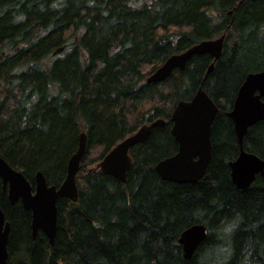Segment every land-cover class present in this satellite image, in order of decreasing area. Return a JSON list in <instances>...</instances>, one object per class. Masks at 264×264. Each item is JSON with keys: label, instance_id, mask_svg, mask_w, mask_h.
<instances>
[{"label": "trees", "instance_id": "obj_1", "mask_svg": "<svg viewBox=\"0 0 264 264\" xmlns=\"http://www.w3.org/2000/svg\"><path fill=\"white\" fill-rule=\"evenodd\" d=\"M222 33L211 71V56L194 54L146 82L170 54ZM263 69L264 0H0V156L32 185L37 171L58 185L86 136L78 195L57 200L53 244L41 231L32 239L30 211L10 204L0 183L7 264H215L225 250V264H242L248 242L264 264V181L233 184L239 146L227 115L247 73ZM199 86L218 107L201 179L176 183L155 171L177 150L170 122L130 148L124 182L87 171L141 123L169 120ZM243 149L264 160V120L248 128ZM236 212L243 220L228 232ZM195 223L206 237L184 258L178 239Z\"/></svg>", "mask_w": 264, "mask_h": 264}, {"label": "water", "instance_id": "obj_2", "mask_svg": "<svg viewBox=\"0 0 264 264\" xmlns=\"http://www.w3.org/2000/svg\"><path fill=\"white\" fill-rule=\"evenodd\" d=\"M224 37L225 34L222 33L218 37L201 40L181 52L170 54L146 77V82H161L175 69L182 70L194 54L210 55L212 62L208 70H211L222 53ZM62 48H57L54 53ZM217 110L216 103L200 86L189 100H179L176 103L169 120L157 118L142 124L117 142L98 161L95 169L124 182L131 163L130 148L143 143L155 127L171 122V134L177 142V152L171 157L159 160L154 169L164 180L176 183L196 182L203 177L211 158V125ZM227 115L232 120L240 147L236 158L229 162L230 177L236 187L245 189L257 174L264 181V160L241 147L248 128L264 120V69L247 73L236 91ZM85 147L86 136L81 132L77 148L67 160L65 176L58 185L49 184L44 174L37 171L32 187L20 170L13 168L0 157L2 191H6L7 185L9 202L13 204L20 200L22 206L30 211L33 237L41 231L51 244L54 242L58 219L57 200L66 197L74 201L77 198L76 174ZM9 234L10 223L6 220L0 203V264H7ZM205 237L206 228L201 223L185 228L178 239L184 258H190Z\"/></svg>", "mask_w": 264, "mask_h": 264}, {"label": "clouds", "instance_id": "obj_3", "mask_svg": "<svg viewBox=\"0 0 264 264\" xmlns=\"http://www.w3.org/2000/svg\"><path fill=\"white\" fill-rule=\"evenodd\" d=\"M243 220V216L239 213H235V219L232 220L227 228L228 232H231L236 227L239 226L241 221ZM256 247L254 244L248 242L245 245V249L243 252L242 264H260V261L257 259ZM229 258V253L225 250V254L218 257L215 264H225V261Z\"/></svg>", "mask_w": 264, "mask_h": 264}, {"label": "bare ground", "instance_id": "obj_4", "mask_svg": "<svg viewBox=\"0 0 264 264\" xmlns=\"http://www.w3.org/2000/svg\"><path fill=\"white\" fill-rule=\"evenodd\" d=\"M61 50H62V49H61ZM61 50H60V51H61ZM60 51H59V52H60ZM59 52H56V53L53 52V55H54V54H57V53H59ZM210 64H211V63H210ZM213 65H214V64H213ZM212 68H213V67H212ZM211 70H212V69H211ZM211 70H207V72H209V71H211ZM199 87H200V86H199ZM199 87H198V88H199ZM196 91H197V90H196ZM161 119H162V118H161ZM164 120H165V119H164ZM170 123H171V122H170ZM82 132H83V131H82ZM246 133H247V132H246ZM78 136H79V135H78ZM244 136H245V135H244ZM146 139H147V138H146ZM177 146H178V145H177ZM238 146H239V144H238ZM241 147H242V150H244V149H243V140H242V146H241ZM177 148H178V147H177ZM239 151H240V147H239ZM244 151H246V150H244ZM176 152H177V150H176ZM176 152H175L174 154H176ZM246 152H248V151H246ZM249 153H251V152H249ZM83 154H84V153H83ZM174 154H173V155H174ZM252 154H253V153H252ZM173 155H171V156H173ZM254 155H255V154H254ZM82 156H83V155H82ZM171 156H169V157H171ZM256 156H257V155H256ZM0 157H1V156H0ZM257 157H259V156H257ZM81 158H82V157H81ZM259 158H260V157H259ZM260 159H261V158H260ZM261 160H263V159H261ZM80 161H81V160H80ZM232 161H233V160H232ZM97 163H98V162H97ZM97 163H96V164H97ZM96 164H95L94 166L88 167V168H87V171H95V170H99V169H95ZM79 168H80V163H79ZM78 171H79V170H78ZM20 172H21V171H20ZM23 175H24V174H23ZM26 179H27V178H26ZM27 180H28V179H27ZM28 181H29V180H28ZM0 183H1V192H3V191H2V181H1V179H0ZM29 183H30V181H29ZM251 183H252V182H251ZM251 183H250V184H251ZM30 184H31V183H30ZM31 185H32V184H31ZM32 187H34V184L32 185ZM5 189H6V191H4L3 193H5L6 196H7V190H8V189H7V185H6V188H5ZM7 199H8V196H7ZM8 201H9V199H8ZM17 201H18V200H17ZM19 201H20V200H19ZM15 202H16V201H15ZM15 202H14V203H15ZM20 202H21V201H20ZM0 203H1V201H0ZM9 203H10V202H9ZM14 203H13V204H14ZM10 204H11V203H10ZM21 204H22V203H21ZM30 220H31V216H30ZM42 233H43V232H42ZM36 234H37V233H36ZM43 234H44V233H43ZM35 236H36V235H35ZM35 236L33 237L32 234H31L32 239H34ZM46 238H47V237H46ZM48 242H49V241H48ZM49 243H50V242H49ZM50 244H51V243H50ZM52 244H53V243H52Z\"/></svg>", "mask_w": 264, "mask_h": 264}, {"label": "rangeland", "instance_id": "obj_5", "mask_svg": "<svg viewBox=\"0 0 264 264\" xmlns=\"http://www.w3.org/2000/svg\"><path fill=\"white\" fill-rule=\"evenodd\" d=\"M144 123H147V122H143V123H141V125L144 124ZM91 165H94V164H89V165H87V166L89 167V166H91ZM87 166H86V168H87Z\"/></svg>", "mask_w": 264, "mask_h": 264}]
</instances>
